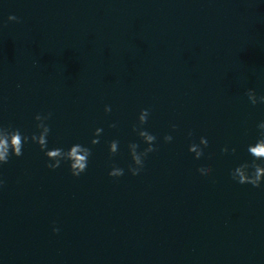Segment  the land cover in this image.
Masks as SVG:
<instances>
[{"label":"water","instance_id":"water-1","mask_svg":"<svg viewBox=\"0 0 264 264\" xmlns=\"http://www.w3.org/2000/svg\"><path fill=\"white\" fill-rule=\"evenodd\" d=\"M249 87L264 93L260 0H0V123L31 132L51 112L49 146L104 128L80 177L32 144L0 168V264H264V188L230 177L264 119ZM144 107L159 148L139 176L109 177L106 142L126 169ZM188 130L215 155L195 159Z\"/></svg>","mask_w":264,"mask_h":264},{"label":"clouds","instance_id":"clouds-1","mask_svg":"<svg viewBox=\"0 0 264 264\" xmlns=\"http://www.w3.org/2000/svg\"><path fill=\"white\" fill-rule=\"evenodd\" d=\"M264 3V0H260ZM8 22H20V18L16 15H9ZM245 95L247 101L252 106L264 105V93H258L254 87L246 89ZM106 114L112 112L109 104L104 105ZM151 109L148 107L141 108L136 115V122L132 124L131 131L138 137V141H130L127 144L128 155L130 160L127 167L119 166L113 158L116 157L121 150V142L118 138H113L106 142L107 153L112 161L107 175L112 178H120L125 172L132 176H139L145 169V162L150 154L155 153L159 148L160 138L158 135L149 130L148 125L151 117ZM35 130L27 132L21 127L11 123H0V168L8 164L13 157L20 158L24 155L26 145L32 144L38 146L39 150L45 157V166L50 170H56L62 166H66L73 177H80L87 172L93 155V146L101 143V137L104 128L97 126L91 134V139L87 143L80 141H72L66 145L49 146V137L52 133L51 112H37L34 117ZM110 128H116V123L109 124ZM172 132H175L178 125H170ZM256 136L245 146L248 158L240 160L230 169L231 179L240 185H251L255 188H264V119H260L256 123ZM172 132L166 133L162 137L165 144L174 141ZM189 138L196 137L193 130H188ZM214 139L212 135H201L192 139L188 145V151L194 154L195 159L200 160L205 157L214 156L215 153L209 152V148L213 145ZM223 154L235 155L238 151L237 147L225 145L221 149ZM200 173L211 177L214 168L211 164H203ZM5 181L0 176V188L3 187ZM60 229L54 227L53 232H59Z\"/></svg>","mask_w":264,"mask_h":264}]
</instances>
